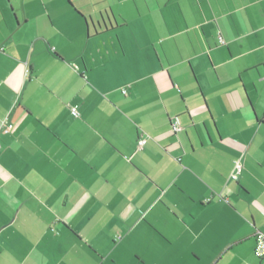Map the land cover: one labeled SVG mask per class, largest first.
<instances>
[{"label":"crops","instance_id":"0c3cea01","mask_svg":"<svg viewBox=\"0 0 264 264\" xmlns=\"http://www.w3.org/2000/svg\"><path fill=\"white\" fill-rule=\"evenodd\" d=\"M2 122L0 264H264V0H0Z\"/></svg>","mask_w":264,"mask_h":264},{"label":"built area","instance_id":"2783aa9c","mask_svg":"<svg viewBox=\"0 0 264 264\" xmlns=\"http://www.w3.org/2000/svg\"><path fill=\"white\" fill-rule=\"evenodd\" d=\"M219 41L222 42V39L220 37H219ZM72 65L75 66L74 63ZM122 92L125 93L126 90L123 89ZM70 113L73 116H77L78 114L77 107L75 105L70 107ZM11 126L12 125L10 123L2 122L0 128L2 131L7 132L10 130ZM171 127L173 131H178L180 129V126L177 124L176 121H173L171 123ZM146 141H147L146 136H140L136 142V149H141L143 145L146 143ZM241 169H242V165H241L240 160L238 159L234 161L232 170L230 171V174H229V178L233 180L237 179L238 175L241 172ZM253 237H254V254L258 258H260L264 263V234L260 231H256Z\"/></svg>","mask_w":264,"mask_h":264}]
</instances>
